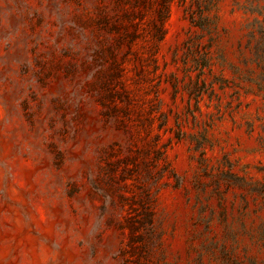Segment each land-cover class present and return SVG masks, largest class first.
<instances>
[{"label":"rangeland","instance_id":"obj_1","mask_svg":"<svg viewBox=\"0 0 264 264\" xmlns=\"http://www.w3.org/2000/svg\"><path fill=\"white\" fill-rule=\"evenodd\" d=\"M0 264H264V0H0Z\"/></svg>","mask_w":264,"mask_h":264}]
</instances>
